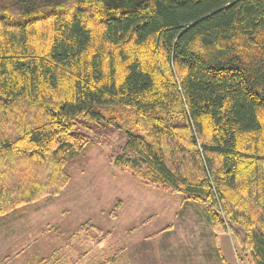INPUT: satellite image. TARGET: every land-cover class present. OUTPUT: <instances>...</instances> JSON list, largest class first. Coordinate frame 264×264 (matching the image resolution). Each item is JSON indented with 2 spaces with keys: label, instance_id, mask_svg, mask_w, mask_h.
<instances>
[{
  "label": "trees",
  "instance_id": "trees-1",
  "mask_svg": "<svg viewBox=\"0 0 264 264\" xmlns=\"http://www.w3.org/2000/svg\"><path fill=\"white\" fill-rule=\"evenodd\" d=\"M105 125L112 165L264 264V0H0V217L60 197Z\"/></svg>",
  "mask_w": 264,
  "mask_h": 264
},
{
  "label": "rangeland",
  "instance_id": "rangeland-1",
  "mask_svg": "<svg viewBox=\"0 0 264 264\" xmlns=\"http://www.w3.org/2000/svg\"><path fill=\"white\" fill-rule=\"evenodd\" d=\"M82 130L99 144L71 156L63 194L0 217V264H240L234 238L216 235L201 205L111 164L123 154L122 132ZM83 225L103 239L89 240Z\"/></svg>",
  "mask_w": 264,
  "mask_h": 264
}]
</instances>
